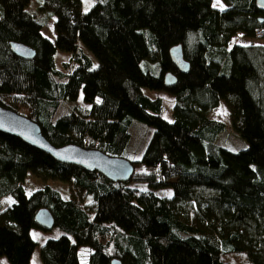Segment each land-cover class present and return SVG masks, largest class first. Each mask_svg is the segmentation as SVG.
Here are the masks:
<instances>
[{
    "label": "trees",
    "instance_id": "16d2710c",
    "mask_svg": "<svg viewBox=\"0 0 264 264\" xmlns=\"http://www.w3.org/2000/svg\"><path fill=\"white\" fill-rule=\"evenodd\" d=\"M213 1L96 0L85 12L81 0H36L33 9L0 0V105L37 122L56 146L97 148L134 165L128 180L111 181L0 131V198L14 200L0 211V256L31 264V229L45 230L35 214L47 207L65 233L40 246L42 264H264V43L234 40L259 38L264 8ZM51 16L53 39L43 33ZM12 41L35 56H17ZM178 43L186 73L169 55ZM58 48L72 53L62 69ZM146 59L158 74L141 68ZM167 71L177 75L172 86ZM145 87L173 95L171 121ZM222 102L229 123L210 116ZM134 119L153 127L135 160L124 154ZM29 172L44 186L27 194ZM80 247H89L84 261Z\"/></svg>",
    "mask_w": 264,
    "mask_h": 264
},
{
    "label": "water",
    "instance_id": "95a60500",
    "mask_svg": "<svg viewBox=\"0 0 264 264\" xmlns=\"http://www.w3.org/2000/svg\"><path fill=\"white\" fill-rule=\"evenodd\" d=\"M256 3L264 8V0H256ZM10 46L17 56L25 59H32L36 54L34 48L22 42L12 41ZM169 55L180 72L186 73L189 70L190 62L185 59L180 43L169 48ZM163 79L166 86H172L177 82V75L167 71ZM0 131L19 137L60 162L76 164L88 171H98L111 181H126L134 170L133 163L126 157L112 156L97 148H86L76 143L56 146L46 138L37 122L2 105H0ZM35 219L45 229H51L55 224L53 214L47 207L39 208ZM111 264L123 263L120 258H113Z\"/></svg>",
    "mask_w": 264,
    "mask_h": 264
},
{
    "label": "rangeland",
    "instance_id": "374dc122",
    "mask_svg": "<svg viewBox=\"0 0 264 264\" xmlns=\"http://www.w3.org/2000/svg\"><path fill=\"white\" fill-rule=\"evenodd\" d=\"M96 0H81V7L82 10L87 12L91 10L93 4L95 3ZM25 7L29 9H33L34 5H36V0H24ZM213 4L217 7H223L224 3L222 0H214ZM43 15V16H42ZM47 13L45 11L39 10L37 17L38 18H46ZM54 20L55 16H51L47 19L44 28H43V33L45 36H47L50 39H53L55 36V31H54ZM259 38H246L243 36H236L234 38L235 41L237 42H260L264 43V37L258 36ZM87 52L92 56L93 63H97L96 57L87 50ZM71 51L65 50V49H60L58 48L56 53H55V64L58 69L64 68V62L70 61L71 57ZM75 66L74 62H71L70 68L72 69ZM140 66L142 69L146 70L149 69L152 71L154 74H158L160 71L159 68V63L157 61H152L150 62L149 60H142L140 63ZM143 91L150 95V96H160L164 100V111H163V118L167 119L168 121H171L173 119L172 117V107L174 104V97L172 94H170L168 91L159 89V90H152L147 87L143 88ZM210 116L215 119L223 120L227 123L230 122V113H229V108L227 105L222 102L220 105L216 108H214L210 112ZM130 133H131V139L129 141V144L124 152L125 156H127L130 159H138L145 146L147 141L150 138V135L153 131V127L146 125L145 123L134 119L129 127ZM242 143V142H241ZM246 145V141H243V144L241 147ZM239 146H233L232 149H237ZM49 183H51L54 187L59 189L64 196H67V191H65L64 187L65 184L58 181V180H49ZM44 186V182L37 176H35L33 173L29 172L25 181H24V188L27 194L32 193L34 190L39 189ZM163 192V191H162ZM172 190L169 188V191L166 193L167 195L171 194ZM12 199L13 197L10 196ZM8 197H3L0 198V211L5 209L9 204L8 201H6ZM65 233L62 229H60L57 226H54L51 229H40V228H32L31 229V236L35 241L38 242V245L35 247V250L33 251V254L31 256L30 263L31 264H42L41 258H40V246L49 238H56L60 236L61 234ZM89 252V247H80L79 248V253L81 260L84 261L86 260V256ZM0 264H10L6 257L0 256Z\"/></svg>",
    "mask_w": 264,
    "mask_h": 264
},
{
    "label": "built area",
    "instance_id": "2783aa9c",
    "mask_svg": "<svg viewBox=\"0 0 264 264\" xmlns=\"http://www.w3.org/2000/svg\"><path fill=\"white\" fill-rule=\"evenodd\" d=\"M256 35L257 36H263L264 35V29H261V28L257 29Z\"/></svg>",
    "mask_w": 264,
    "mask_h": 264
},
{
    "label": "crops",
    "instance_id": "0c3cea01",
    "mask_svg": "<svg viewBox=\"0 0 264 264\" xmlns=\"http://www.w3.org/2000/svg\"><path fill=\"white\" fill-rule=\"evenodd\" d=\"M5 197H8V199L6 201H8V204H9L8 206H10L14 202V200L10 197V195L5 196Z\"/></svg>",
    "mask_w": 264,
    "mask_h": 264
},
{
    "label": "snow or ice",
    "instance_id": "6c2138e0",
    "mask_svg": "<svg viewBox=\"0 0 264 264\" xmlns=\"http://www.w3.org/2000/svg\"><path fill=\"white\" fill-rule=\"evenodd\" d=\"M215 6V5H214Z\"/></svg>",
    "mask_w": 264,
    "mask_h": 264
}]
</instances>
